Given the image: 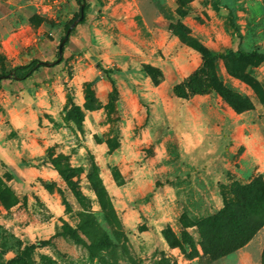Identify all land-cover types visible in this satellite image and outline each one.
Wrapping results in <instances>:
<instances>
[{
  "label": "rangeland",
  "instance_id": "obj_1",
  "mask_svg": "<svg viewBox=\"0 0 264 264\" xmlns=\"http://www.w3.org/2000/svg\"><path fill=\"white\" fill-rule=\"evenodd\" d=\"M85 2L63 63L0 82V264H264V227L207 253L264 188V0ZM80 12L0 0V74L56 61Z\"/></svg>",
  "mask_w": 264,
  "mask_h": 264
},
{
  "label": "trees",
  "instance_id": "obj_2",
  "mask_svg": "<svg viewBox=\"0 0 264 264\" xmlns=\"http://www.w3.org/2000/svg\"><path fill=\"white\" fill-rule=\"evenodd\" d=\"M78 2L80 4V10H81L82 2L81 0H78ZM87 9H88V6L86 4L85 18L80 22V24L85 23L87 20V13H86ZM80 16H81V12H80ZM76 19L72 20L71 24L66 28V33L69 27L73 24V22ZM75 30L76 28L72 31V33ZM64 37H62V40L64 39ZM70 37H71V34H70ZM70 37L65 45L64 52L66 51V46L70 43ZM198 50L202 53L206 64L214 62L219 57H226L228 55H234V52L232 51H229V52L225 51V52L217 53L205 47H201ZM237 53L239 55H242L252 60L255 59L257 56H260V53H258L257 51L245 52V51L240 50ZM58 57H59V52H58ZM65 60H66L65 57H63L62 61L56 65L63 63ZM40 61L41 60L39 59H34L26 65L17 66L10 72L0 74V82L4 80L2 78L3 75H8L13 71L16 72L19 78L16 79L14 77H11L12 81H19V80L22 81V80L30 78L37 70H39L42 67V66H38V63ZM20 71H24V73L19 74L18 72ZM201 72L202 70L198 69L190 76V78L187 81L176 84L174 87L175 94L179 98H182V99H189L192 95L197 94L199 91L196 88V85L200 82ZM249 191L251 192L256 191L255 193H257L258 190H255V191L249 190ZM263 194H264V188L261 191V196L255 199V201H253L250 204V209H249L250 211H247V210L244 211L240 207H238V209L237 208L235 209L236 211H234V215L237 216L238 220L235 222L236 219L235 220L233 219V222L235 223L234 230L232 229L230 231V233L235 231L233 233V236L230 237L227 234L226 236L222 234V232L223 231L225 232V229L227 228V225L224 222L221 224H218V223L214 224V226L212 227V232L215 233V234L213 233L215 238L210 243V246L207 247V253H211V255L216 259L223 257L225 255H228L229 253L245 246L254 237L257 231L261 229L262 227H264V195ZM237 229L238 231L236 232ZM236 233L240 236L239 238H236ZM234 239L236 240V242H234ZM29 250L30 249L28 248L27 251Z\"/></svg>",
  "mask_w": 264,
  "mask_h": 264
},
{
  "label": "water",
  "instance_id": "obj_3",
  "mask_svg": "<svg viewBox=\"0 0 264 264\" xmlns=\"http://www.w3.org/2000/svg\"><path fill=\"white\" fill-rule=\"evenodd\" d=\"M82 4H81V16L79 18H77L73 24L69 27L64 39L62 40V42L60 43L59 46V57L56 61L53 62H47V61H40L38 63V66H55L56 64H58L59 62L62 61L63 57H64V49H65V45L70 37V34L72 33V31L80 24V22L85 18V7H86V2L85 0H81ZM11 77H14L16 79H18V75L13 71L8 75H3L2 78L3 79H9Z\"/></svg>",
  "mask_w": 264,
  "mask_h": 264
}]
</instances>
